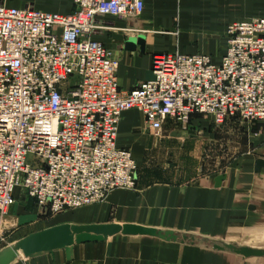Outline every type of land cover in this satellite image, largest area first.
I'll return each instance as SVG.
<instances>
[{
  "label": "built area",
  "instance_id": "2783aa9c",
  "mask_svg": "<svg viewBox=\"0 0 264 264\" xmlns=\"http://www.w3.org/2000/svg\"><path fill=\"white\" fill-rule=\"evenodd\" d=\"M144 1L73 0L69 12L0 3V238L16 186L48 214L135 187L136 161L117 142L125 110L156 133L168 118L187 128L192 113L216 127L264 119V16L231 20L218 61L157 53L152 77L121 89L94 19L138 15Z\"/></svg>",
  "mask_w": 264,
  "mask_h": 264
},
{
  "label": "crops",
  "instance_id": "0c3cea01",
  "mask_svg": "<svg viewBox=\"0 0 264 264\" xmlns=\"http://www.w3.org/2000/svg\"><path fill=\"white\" fill-rule=\"evenodd\" d=\"M0 3L59 12L74 7L73 0ZM258 16H264V0H145L138 15H97L92 37L118 59L116 80L128 90L152 77L157 53H206L218 61L227 24ZM203 115L192 113L188 122L194 126L186 130L168 118L156 133L137 109L125 110L117 142L136 161L134 188H115L99 202L48 214L16 186L1 218L9 236L18 238L61 222H116L171 229L194 240L116 232L102 240L75 242L69 251L18 254L6 264H264V255L211 246L220 240L264 248V124L242 142L204 143L190 133L199 128L204 137L216 140Z\"/></svg>",
  "mask_w": 264,
  "mask_h": 264
},
{
  "label": "water",
  "instance_id": "95a60500",
  "mask_svg": "<svg viewBox=\"0 0 264 264\" xmlns=\"http://www.w3.org/2000/svg\"><path fill=\"white\" fill-rule=\"evenodd\" d=\"M121 232L123 234H150L164 239H177L179 236L171 229H157L135 223H69L61 222L37 230H33L16 239V241L0 250V264H6L18 254L24 256L39 252H52L56 248L69 251L73 243L90 240H102L108 235ZM180 240H194L182 234ZM211 246L216 249H228L245 256L264 255V248L249 245H237L233 242L220 240L211 241Z\"/></svg>",
  "mask_w": 264,
  "mask_h": 264
},
{
  "label": "rangeland",
  "instance_id": "374dc122",
  "mask_svg": "<svg viewBox=\"0 0 264 264\" xmlns=\"http://www.w3.org/2000/svg\"><path fill=\"white\" fill-rule=\"evenodd\" d=\"M218 47L217 46L215 47L216 51L218 50ZM212 55L214 58H217L219 56V54H217L216 52L212 53ZM203 116L205 117V120L207 121L206 124H204V125H207L206 127L208 130L209 129L212 130L213 137L216 140L209 139L208 137H204L203 131L202 130L199 131V128L196 131H192L190 133H192L194 136L199 137L198 139L202 140V142L204 141V143H210V142H213V143H238V142H242L244 138L248 137L251 130L257 128L258 125L264 124V119H260V120H253V121H248V122H234L236 124H233V126H231L232 124L231 125L226 124V125H223L221 127H216L211 122V120L208 118L207 115H203ZM200 121L204 122V120H200ZM230 122H233V121H230ZM234 125H236V127H234ZM188 126H190V128H193L194 124L192 122H190V123L188 122L187 127ZM258 128H259V126H258ZM184 130H186V128ZM151 134L155 135L154 133H151ZM3 226L4 225L1 221V228H2L1 233H2V235L0 238V250L7 247L8 245L13 244L16 241V239H18L17 235L12 234L9 236L11 231L4 229L5 227L3 228Z\"/></svg>",
  "mask_w": 264,
  "mask_h": 264
}]
</instances>
